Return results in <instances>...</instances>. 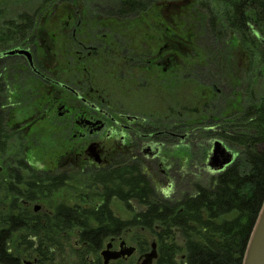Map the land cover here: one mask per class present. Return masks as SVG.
Instances as JSON below:
<instances>
[{
    "label": "flooded vegetation",
    "instance_id": "1",
    "mask_svg": "<svg viewBox=\"0 0 264 264\" xmlns=\"http://www.w3.org/2000/svg\"><path fill=\"white\" fill-rule=\"evenodd\" d=\"M161 6L164 8L150 10L156 15L151 17V26L167 27L163 34L166 38L164 46L169 52L158 59L142 54L144 37L148 40L146 43L156 46L163 39L162 34L157 32L143 36V32L151 29L149 24L142 21L139 27L129 29L132 41L139 44L136 47L139 53L127 56L121 47L110 50L115 46L113 40L118 37L116 34L119 31H105L106 28L110 30V26L104 22L92 23V18L90 23L83 22L79 15L83 9L80 8L69 9L66 18L61 15L55 31L46 29L43 33L50 37L49 41L55 40L57 46L54 73H51L48 64L54 59L50 60L40 48V44L45 43L43 39L18 46L31 51L33 64L26 55H6L8 49L2 52V58L18 59L22 64L20 71L35 77L33 92L38 99V103L30 106L25 118L21 117L18 108H14L15 103L8 104L7 110L6 105H0V113L2 109L7 111L3 119L5 139L8 147L14 150L10 158H0V179L3 181L0 189L5 191L4 195H0V213L10 214L9 218L18 217L26 224L25 230L9 233L11 240L7 251L18 259V264H80L82 252L85 260L82 264H143L145 253L152 250L154 243L159 256L157 236L153 230L141 227L140 232L145 233L147 238L153 237L151 245L143 248L137 241L139 237L128 235H134L137 230L132 231L135 227L125 225L127 219H134L145 207L140 198L137 196L129 200L132 206L129 216L125 210L119 213L114 208L116 204L126 207L127 191L137 189L135 187L141 189L142 176L161 197L175 198L173 191L179 189V180L175 185L168 170L172 168L175 157L185 159V156L184 152L178 154L169 141L188 137L190 121L184 115L181 120L172 117L167 123L151 124L145 117L129 112L130 109L122 101L117 102L115 96L112 97L114 86L101 85L118 84L124 87L119 89L124 97L134 95L142 98V88L150 89L153 83L155 88L158 82L149 73L145 77L142 75L144 58L149 69L163 63L167 64V68L164 67L166 71L168 66L179 67L176 60L178 54L172 52V43L179 46L182 40L178 36L176 39L175 34L172 38L168 37L173 34L169 25L173 27L172 17L176 15L179 18L186 9L185 6L173 8L169 3ZM165 20L169 25L163 23ZM48 49H52L50 42ZM162 53L163 48L158 54ZM99 74L102 77L107 74L109 81L103 80L104 83L100 84ZM2 84L4 87L9 85L6 80ZM16 116L18 120H15ZM13 135L21 138L20 147L10 144ZM42 138L47 141L43 145L48 148L41 147ZM31 139L37 142L33 145ZM33 147L38 150L33 151ZM158 166L162 167V174L155 171ZM187 189L184 193L189 195V184ZM64 209L75 214L68 224L63 222ZM80 211L89 214L98 212L106 219L111 215L121 222L108 234L97 255L88 252L90 246L87 242H80L82 232L77 219ZM20 213L25 215L22 217ZM38 222L40 225L36 229ZM7 228H11V223ZM108 243L112 251L120 250L122 243L123 246L124 243L134 246L135 251L105 263L101 250ZM79 245H83L80 250Z\"/></svg>",
    "mask_w": 264,
    "mask_h": 264
},
{
    "label": "trees",
    "instance_id": "2",
    "mask_svg": "<svg viewBox=\"0 0 264 264\" xmlns=\"http://www.w3.org/2000/svg\"><path fill=\"white\" fill-rule=\"evenodd\" d=\"M15 1H18L20 8L17 7L13 15L6 16V9L2 6L5 1L0 0V54L23 43H33L42 18L49 19L58 8L77 9L85 2ZM118 2L116 13L123 16L148 12L153 4L156 7L164 3L176 6L190 4V9L201 8L208 22L206 30L214 31L221 38L229 36L231 30V37L225 41L239 47L240 55L251 58L247 66L253 69L248 73L256 70L257 77L261 68L264 74V0H183L178 5L174 0ZM2 65L3 59L0 58V71ZM235 84L230 95H233L232 98L237 95L238 108L231 113L224 110L216 117L218 120L215 121L221 125V130L202 129L199 122L202 118L190 119L191 131L204 130L206 136L215 133L222 136L229 146L237 149L236 160L231 165L214 174L204 185L195 182L190 194H182L179 199H164L151 188L144 176L141 189L133 184L137 189L127 191L126 201L130 210L132 207L129 200L132 197L138 196L145 207L134 219H127L125 225L143 226L155 232L159 246L155 264H243L251 233L264 203V94H254V83L248 85L240 77L236 84L239 92L235 93ZM242 91H245L243 93L246 96ZM4 130L3 115L0 113V158L8 159L14 150L8 147ZM0 183H3L1 179ZM63 211V222L68 224L75 214L65 209ZM19 215L23 217L25 214ZM9 216L0 213V264H18V259L7 251L11 240L9 233L12 230H25L26 227L23 220ZM77 219L82 232L80 242H87L90 246L88 252L95 255L102 248L108 234L121 225L117 218L110 215L106 219L98 212L89 214L80 211ZM10 223L11 228L8 229ZM39 225V222L35 224L36 229ZM138 237L137 241L142 248L149 244L145 237Z\"/></svg>",
    "mask_w": 264,
    "mask_h": 264
},
{
    "label": "rangeland",
    "instance_id": "3",
    "mask_svg": "<svg viewBox=\"0 0 264 264\" xmlns=\"http://www.w3.org/2000/svg\"><path fill=\"white\" fill-rule=\"evenodd\" d=\"M4 1L5 3H2V6L6 9V16L9 14L13 15L14 12L17 11V7L20 8L18 1ZM118 1L119 0H85L84 4L78 6V8L83 9L79 15L83 18V22L90 23V18H92V23H107V26H110V30H107L106 28L105 31H119L116 34L118 37H115V39L113 38V43L115 45L114 48H110V45L112 44H110L108 48H110V50H114L117 47H121L123 50L122 52L127 56H136V54L139 53L136 49L137 45L139 44L138 42L135 43L132 41V38L129 34V29H135V26L143 21L142 23L149 24L150 27H148V25L147 27L151 28L150 30L143 32V36L146 34L153 35L157 32L158 35L162 34L164 40L162 39L161 42H158L156 46L152 43H146L148 40H146V37H144L142 54H149L150 56L152 55V57L154 56L153 59H158L159 57L165 56L169 52V50L164 46V41L166 38L163 34L166 33L167 27L159 28L158 26H151V23L153 22H151V17L152 15L156 16L150 13L151 9H149L148 12L136 13L131 16L117 14L116 10L117 6L119 5ZM174 1H176L175 3L178 5L183 0ZM104 5L107 7L104 8ZM171 5L173 8L177 7L176 5ZM185 5L186 10L180 13L179 18L176 15L172 17L174 19L173 27L169 25L168 21H162L163 23H168L170 26L168 27L173 30V34L172 36L169 35V38H172L175 34L174 36L176 39L178 36V39L182 40L179 46L176 43L174 44L171 42L173 44L172 52L178 54L176 60L178 61L177 64L179 67L175 68L177 65L168 66V70L166 71L164 70V67L166 66L167 68V64L163 63L159 64L157 68L149 69L147 68L144 58L143 64L141 63V72L143 73L142 75L145 77L148 76L149 73V75L158 82L155 83V88L154 83L150 89L143 87L141 90L142 98H138L134 95L124 97L122 94L123 92L119 90L124 89V87L118 84H107L101 86H114V88L111 89L112 97L115 96L117 102L122 101V103L130 109L128 110L129 112L145 117L148 122H151V124L154 122H157L158 124L167 123V121L171 120L172 117H177V120H181L185 115L189 121L191 117L196 120L197 118L205 119H201V121H199L200 127L202 129L210 128L213 131L221 130V125H219L218 121H215V119L218 120L216 117H219V115L223 113L224 110L231 113L238 108L236 96L232 98L233 95H230L232 92L233 83L237 84L238 77H240L248 85L254 83V89L256 87L257 91H254V94L259 96L264 94V74L261 73V68L259 69V66H257L259 69V75L257 77L256 70L251 71V74L248 73L250 69H253V67L247 66V64L251 62V58L240 55L239 47L237 48V46H233V43L230 41H225V39H229L231 37V30L228 32L229 36H223L222 38L218 37L214 31H208V29L206 30L208 22L202 15L204 12L203 9H190V4ZM182 6L183 5H179V7ZM160 7L164 8L162 6ZM69 8H58L54 13H52V16H50L49 19L42 18V22L39 23L35 32V34H37V40H45V43H43L45 46L40 44V48L42 47L46 53V56L50 57V60L51 58L54 59L53 62L48 63L52 71L51 73H54L55 71L54 61L56 60L55 50L57 46H55V40L52 39L49 41L50 37L43 33L46 32V29L55 31L58 24L60 23L61 15L64 14L66 18ZM154 8H156L155 4H153L152 9ZM139 26L140 25H138V27ZM102 31H104V29ZM48 41L52 45V49H48L47 51L49 45ZM152 42L154 43L155 41ZM161 48H163V53L159 55L158 52L161 50ZM60 55H62V53ZM64 57L65 56L63 54L62 61L64 60ZM0 58L3 59L2 70L0 71V87H2L0 90V105H6L5 109L7 110L8 104L15 103L14 108H18L22 113L21 117L25 118L28 112H30V106L38 103L37 94L33 92L35 91L36 79L32 74H25L24 72L20 71L22 64L18 59L7 57L2 58L1 54ZM99 76L100 81L98 80V82L100 84L104 83L102 82L103 80L105 82L109 81L107 74L103 75V77L102 74H99ZM106 77L107 79H102ZM5 80L7 81V84L9 83L7 87H4L2 84V81ZM236 84L234 85V88L237 87ZM245 88L247 89L248 86ZM234 92L236 93V90ZM243 92L245 91H242V93ZM137 95L139 96V94ZM244 95L246 96V94ZM252 98H254V95ZM223 99L224 106H222ZM6 110L2 109L1 111L3 119L7 113ZM15 120H18L17 116L15 117ZM9 123L14 124V121H10ZM190 123L191 121L189 124ZM189 130L190 135L188 137L186 136L185 139L176 138L172 142L169 141L171 147L175 151H178V154L182 155V152H184L185 156V159H182V156L175 157L172 161V168L168 170V175H170V178L174 180L175 185H177V180H179V189L173 191L175 199H179L182 194L185 195L184 191L188 190V184L189 191H191L195 182L204 185L208 182L209 178L217 173L216 171H212L206 165L208 153L211 151L213 142L215 140H221L228 146V148L234 151V153L238 152L237 149L229 146L220 135H215L214 133L212 135L210 134L209 136H206L204 130L191 131L190 127ZM11 140L13 143H11L12 141L10 142V139L8 140L11 145L15 144L20 147L22 144L21 138L15 135L11 137ZM31 140V144L37 142V140ZM40 144H42L41 147L48 148L47 146H44L47 144V141L43 140V138L42 141H40ZM32 150L36 151L38 149L33 147ZM161 168V166H158L155 171L159 174H162ZM164 187L168 188L167 184H164ZM4 193L5 191L0 189V195H4ZM64 193L65 192L63 191V194ZM115 207L116 208L114 209L119 213H122L125 210L127 216L131 215L132 213V210H130L127 205L126 207H123L122 205L116 204ZM140 229L141 227L132 228V231H137L134 235L132 233H128V235L132 238H136L138 236L145 237L148 240L150 246L153 242V237L148 236L147 238L145 233L140 232ZM82 247L83 245H79V250ZM81 262L84 261L83 257L80 256L79 263L82 264Z\"/></svg>",
    "mask_w": 264,
    "mask_h": 264
},
{
    "label": "water",
    "instance_id": "4",
    "mask_svg": "<svg viewBox=\"0 0 264 264\" xmlns=\"http://www.w3.org/2000/svg\"><path fill=\"white\" fill-rule=\"evenodd\" d=\"M5 54L26 55L29 62L33 64L32 53L28 49L14 47L5 51ZM235 160L236 156L234 151L228 148V146L221 140H215L213 142L211 151H209L208 153L206 165L212 171H216L218 173L225 170ZM124 244V246L123 243L121 244L122 247L120 250L112 251L110 249V243H108L106 247L101 250V256L103 257L105 263H108L111 259H116L121 256H129L135 251L134 246L126 245V243ZM144 257L145 259L143 261V264H152L158 257L155 243L152 245V250L145 253ZM243 264H264V203L251 233L244 255Z\"/></svg>",
    "mask_w": 264,
    "mask_h": 264
}]
</instances>
